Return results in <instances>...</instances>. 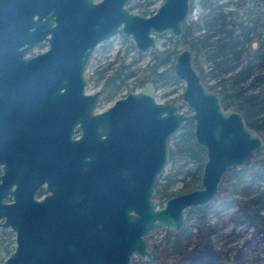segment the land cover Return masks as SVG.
Here are the masks:
<instances>
[{"label":"water","instance_id":"1","mask_svg":"<svg viewBox=\"0 0 264 264\" xmlns=\"http://www.w3.org/2000/svg\"><path fill=\"white\" fill-rule=\"evenodd\" d=\"M190 1L158 0L152 13L142 14L127 8L129 0H0V108L14 103L15 131L34 139L52 103L62 109L74 102L80 130L70 140L71 167L64 168L70 180L39 200L28 195L26 209H17L27 212L21 228L28 264L150 260L148 232L179 229L190 207L213 198L225 172L247 166L262 148L261 135L201 82L187 47L172 62L185 111L156 100L147 81L93 112L99 90L84 92V70L94 47L118 34L137 51L154 49L157 37L180 35ZM40 40L47 48L28 53ZM188 120L204 152L199 186L159 203L155 185L169 139Z\"/></svg>","mask_w":264,"mask_h":264},{"label":"trees","instance_id":"2","mask_svg":"<svg viewBox=\"0 0 264 264\" xmlns=\"http://www.w3.org/2000/svg\"><path fill=\"white\" fill-rule=\"evenodd\" d=\"M218 1L191 0L188 8L197 11L198 14L201 12L205 14L187 23L183 21L179 36H166L167 41L161 48L150 50L149 60L140 68L130 67V64L134 63L133 59L125 64L121 61L119 65L111 67L110 71L100 76L103 98L112 97L122 85H126L129 81L140 87L146 81L157 84L161 80H175L176 77L172 71L174 56L180 47H187L190 51L191 64L199 74L201 82L217 94L223 108L238 111L245 119L247 126L254 128L263 140L262 148L253 155L247 166L232 168L222 175L218 190L211 200L192 206L186 211V221L179 229L166 230L162 228L163 236L154 245L155 249L151 259L153 264H187V262L189 264L194 262L197 264H235L228 260L225 251L221 253L222 251L212 249L210 235L213 226L206 219L208 204L216 206L234 203L240 221L258 230H263L262 227H264V217L260 213L258 205L263 190L258 189L252 196H248L247 189L252 181L244 175L232 173L233 170H246L250 166H254L257 178L262 180V187L264 186V86L260 85L258 91L251 94L244 93L254 81L257 83L264 81L263 74L262 76L256 75L245 82L250 70L248 64L250 58L246 60V57L258 55L259 47L264 42V0H226L225 5L219 4ZM215 2L216 5H214ZM149 3L147 1L145 4ZM229 4L231 7H227ZM224 7L227 8L223 11H214ZM145 8L139 12L147 13ZM208 14H211L210 17L207 16ZM225 16L230 19V27L216 29L215 21ZM217 24L221 26L227 23L220 21ZM218 32H223V34L218 36ZM243 42H246V45H243ZM236 45H239V48L223 58L222 51ZM128 46L134 48L130 40H128ZM205 47V50L209 52L204 56V51L201 50ZM136 53L141 55L138 51ZM219 56L220 58L216 59ZM207 60L214 61V65L210 66V69L231 61L232 63L218 71L205 72L202 64ZM238 62H240V66L235 69ZM249 116H258L257 123L249 121L247 119ZM192 129V121H186L180 130L171 137L172 145L168 147V159L182 157L194 161V166L186 171V178L183 179V187L187 190L199 186L204 161V152L196 145ZM166 189L165 182H156L155 195L159 200L169 196L166 194ZM192 212L195 219L189 224L193 228V237L185 241L182 240L180 232L188 225L187 219L191 218L190 213Z\"/></svg>","mask_w":264,"mask_h":264},{"label":"rangeland","instance_id":"3","mask_svg":"<svg viewBox=\"0 0 264 264\" xmlns=\"http://www.w3.org/2000/svg\"><path fill=\"white\" fill-rule=\"evenodd\" d=\"M147 1L150 2L147 5L148 10L154 9L156 3L158 2V0H130L129 4L132 5V8L134 10H138L140 8H145V3ZM216 4L217 3L215 2L214 5ZM227 7H231V5L229 4ZM227 7H224L223 9H215L214 11H223ZM204 14V12L198 14L197 11L189 9L184 21L187 23L191 20L197 19L199 16H202ZM210 15L208 14L207 16L210 17ZM220 21L225 22L227 24L220 26L219 24H217ZM214 27L216 29L228 28L230 27V19L226 16L221 17L220 19L215 21ZM217 34L218 36H221L223 32H218ZM124 37L125 36L115 34L110 39L106 40L102 44L99 43L94 48L87 68L85 70V76L88 80L87 91L91 92L95 89H98L101 82L100 76L110 71L111 67L119 65L121 61L125 64L133 59L134 63L130 64V67L140 68L146 61L149 60L150 55L148 50L141 52V55H138L136 53L137 51L135 48L132 49L128 46L129 39H125ZM166 41L167 39L165 35L157 37V48H161L163 43ZM243 45H246V42H243ZM43 48L44 46H37L33 47L31 50L35 52ZM238 48L239 45H236L231 49L223 50V58L229 56L233 50ZM205 49L206 47L201 50L204 51V56L207 55L209 52ZM258 52V55L255 54L251 57H246V60L250 58L248 63L250 65V70L247 75V78L245 79V82L254 78V76L256 75L262 76L264 74V42L259 47ZM217 58H220V56L216 57V59ZM229 63H232V61L228 62V64H221L217 68L210 69V66L214 65V61L207 60L204 62V64H202V66L205 72L209 70L218 71L219 69L227 67ZM239 66L240 62H238V64L235 66V69ZM260 85L264 86V81L262 83H257L256 81H254L253 84L246 88L244 93L251 94L253 92H256L258 91ZM154 86L156 100L176 102L178 104L179 109L185 111L184 106L180 103L181 93L183 91L182 81L177 78L175 80L169 81L161 80L157 84H154ZM130 88L138 87H136L133 82L129 81L126 85H122L112 97L103 98L101 94L98 98V101L102 106L106 107L110 105L117 97H119L122 92H124L125 90L128 91ZM247 119L253 123H257L258 116H249ZM169 145H172L171 138L169 140ZM193 166L194 161L192 159L182 157L168 159L161 173V178L157 179V181L166 183L167 195H172L185 191L187 190V188L183 187V179L186 178V171L192 168ZM232 173H234L235 175H244L246 178H249L252 181L250 187L247 189L248 196H252L258 189L263 190L262 197L260 198L258 205L260 206V213L264 217V186L262 187V180L257 178L258 176L255 173L254 166H250L246 170H233ZM164 198H162L161 200H163ZM161 200L158 199V202L160 203ZM190 216L191 218L187 219L188 225L185 227V229L181 230L180 232L182 240L185 241L193 237V228L189 224L195 219L193 217V212L190 213ZM206 219L207 222L212 224L213 226V231L210 237L212 242V249L214 251L219 250L222 251L221 253H224L223 251H225L228 255V260L235 262V264H264V227H262L263 230H258L255 229L253 226L248 225L243 221H240L238 218L237 207L234 203L216 206L208 204ZM185 221L186 218L184 219V222ZM163 233L164 230L162 228H153L146 235L145 238L148 242L149 249L151 250L152 255L155 249L154 245L163 236ZM151 259L141 260L138 258L137 255H132L128 264H153V262H151ZM187 264L189 263L187 262Z\"/></svg>","mask_w":264,"mask_h":264},{"label":"flooded vegetation","instance_id":"4","mask_svg":"<svg viewBox=\"0 0 264 264\" xmlns=\"http://www.w3.org/2000/svg\"><path fill=\"white\" fill-rule=\"evenodd\" d=\"M129 2L126 5L129 10L141 13L139 10L142 8L138 10L129 8V6H132ZM218 2L225 5L227 1L219 0ZM147 5L145 10L148 12L145 14H150L154 9L148 10ZM105 41L100 42V44ZM37 46H44V48L35 52L31 50ZM46 48L47 42L40 40L31 47L28 53L34 54ZM154 49H158L157 43ZM85 78L84 92L90 93V91H87V77L85 76ZM138 88H130L128 91H134ZM95 90H99V95L93 112L104 110L109 106L104 107L98 101L102 94L100 86ZM128 91L125 90L120 96ZM59 103H52L51 107L53 109L46 110V115L42 116L40 121L41 133L34 139L28 137L24 132L23 134H17L15 131V123H11V120H14V109L11 108L14 103L5 104L0 108V128L7 129V131L0 132V264H28L27 244L24 243L26 236L22 235L27 233V230L21 228L22 218L26 219L27 212L18 211L22 208L26 209L28 195L33 196L35 200H39L50 194V188L68 182L72 176L68 171L69 169L64 172V168L71 167L69 161L73 158L71 156L73 147L70 146V140L77 139L80 135V130L77 127L78 122H76L78 116L76 109L73 107L74 102L72 107L64 106L61 103L62 109L58 108ZM71 122L73 124L69 126ZM69 128L71 131L67 132ZM33 184L36 185L32 193Z\"/></svg>","mask_w":264,"mask_h":264}]
</instances>
